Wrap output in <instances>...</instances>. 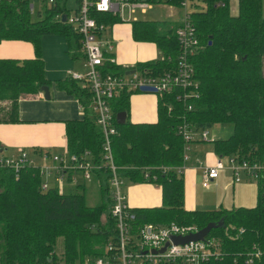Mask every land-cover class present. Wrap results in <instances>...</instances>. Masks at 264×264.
Masks as SVG:
<instances>
[{
  "label": "trees",
  "instance_id": "1",
  "mask_svg": "<svg viewBox=\"0 0 264 264\" xmlns=\"http://www.w3.org/2000/svg\"><path fill=\"white\" fill-rule=\"evenodd\" d=\"M202 6L189 12L201 47L190 57L194 86L188 99L182 101L179 86L155 93L156 117L153 121H131L128 97L122 90L111 100L113 115L125 111V121L114 120L116 132L111 135L113 162L123 179L131 182H153L159 186L160 204L129 207L130 230L143 224L204 226L221 220L210 228L206 238H213L214 253L199 264H264V175L255 183L252 206L229 209H186L183 205L182 173L184 140L177 127L182 122L197 132L206 126L230 123L231 133L211 140L216 156L235 154L264 158V16L262 0H237L232 14L229 0H199ZM221 1L223 5H217ZM52 12L29 13L27 0L0 1V41L21 39L32 44L34 55L28 58H0V122H17L18 101L23 95L36 94L47 85L41 57L43 35L60 34L65 52L75 59L79 51L78 35L65 23L52 19ZM97 20L112 24L110 14L96 15ZM177 23L159 20H135L130 23L134 40L153 42L159 56L136 64L154 72L172 70L178 48L174 36ZM107 69L118 68L106 63ZM56 85L65 88L83 104V114L65 119V148L78 156L90 152L94 160L101 156V132L88 106L90 92L85 81L65 73ZM187 89H184L186 91ZM189 102L193 106L186 109ZM218 124V125H217ZM0 149H3L0 144ZM31 150H41L30 147ZM103 167V166H102ZM108 169L92 172L89 182L98 185L99 199L85 202V185L75 183L61 191L53 183L40 188L38 166L24 165L15 174L0 171V264L47 263L57 255L72 262L90 255H101L107 243H114V220L109 214ZM144 171L147 177L143 176ZM51 184V183H50ZM61 237V250L55 246ZM259 251L251 256L249 252ZM212 251V252H213ZM140 264H151L143 261ZM157 264H184L180 260Z\"/></svg>",
  "mask_w": 264,
  "mask_h": 264
},
{
  "label": "built area",
  "instance_id": "2",
  "mask_svg": "<svg viewBox=\"0 0 264 264\" xmlns=\"http://www.w3.org/2000/svg\"><path fill=\"white\" fill-rule=\"evenodd\" d=\"M198 1L27 0L29 13L50 10L53 20L65 23L78 35L79 55L82 57L85 72L67 70L66 73L77 81L86 82L84 85L90 92L88 106L102 135L101 156L96 161L87 150L83 151V155L78 156L68 152L66 148L62 151H50L48 148L30 149L29 151L28 148H18L12 152L0 149V171L9 169L16 174L24 165H37L41 177L45 176L40 181V188L45 190L55 183L61 190V183L65 175L67 179L75 181L72 174L74 170H80L82 177L89 181L94 170L107 168L108 211L115 226L114 243H107L105 252L101 255H90L83 259H74L72 262L57 255L55 259L48 258L47 263L34 262L33 264H140L143 261L157 264L173 260H180L184 264H199L214 253L213 250V252L211 251L213 238H206V235L202 240H190L182 244L173 243L169 239L170 235H182L196 231L197 228L194 225H182L173 221L162 225L146 223L132 232L129 222V205L122 189L124 179L118 171V166L113 162L110 149L111 135L116 132L111 100L120 91L140 92L141 86H150L154 88L155 93H163L179 86L183 88V91L177 93V98L185 101L188 99L187 97L193 95L192 89H188L195 84L193 67L189 59L201 45L196 36L195 28L189 21V12L196 8ZM163 4L184 9L173 32L178 48L174 68L154 72L148 67L134 63L118 66L114 70L107 69L106 63L115 64L116 62L115 56L112 54L115 42L108 33L111 24L97 20L96 15L110 14L117 18L116 21L131 23L137 20L130 18L134 9L138 8L139 11L143 12L153 6ZM216 4L223 5L221 1L216 2ZM62 15L63 19H61ZM184 89L187 90L184 91ZM76 101L78 113L81 116L84 111L83 104L78 98ZM185 107L191 109L193 106L187 102ZM177 131L184 140L183 149L188 148L187 143L193 140L194 133H197L200 140L207 139V131L204 128L195 132L185 122L178 125ZM28 153L39 157L40 163H34ZM185 158L187 155L183 152V159ZM222 158L226 160V163L221 160ZM183 166H177L176 172L181 173ZM221 168L229 170L232 182L240 181L242 177L256 181L260 175H264V158L238 157L235 154L218 156L211 165L202 167L201 185L207 186L217 176L218 170ZM49 175L54 181L51 184L47 180ZM143 176L147 177L146 171H144ZM165 243L163 250H159ZM258 253L259 251L256 249L254 252H249L247 260Z\"/></svg>",
  "mask_w": 264,
  "mask_h": 264
},
{
  "label": "crops",
  "instance_id": "3",
  "mask_svg": "<svg viewBox=\"0 0 264 264\" xmlns=\"http://www.w3.org/2000/svg\"><path fill=\"white\" fill-rule=\"evenodd\" d=\"M164 5L166 4L158 6ZM179 19L180 16L177 18L171 16L168 19H161L159 21L177 23ZM110 27H112L111 34L115 42L112 54L115 56V64L117 66L132 65L158 57L156 55L158 49L153 42L134 40L131 37L130 23L116 21ZM40 48L44 75L48 79L49 97L44 98L40 90L36 94L23 95L19 98L17 109L19 121L0 122V144L4 151L12 152L18 148L30 147L48 148L50 151H62L66 143L64 120L78 117L76 96L65 88L56 85V81L63 79L66 76L67 70H72L73 68L74 59L70 58L68 53L65 52L64 37L60 34L43 35L40 39ZM33 55V47L29 41L21 39L0 41V58L10 57L20 59L32 57ZM136 93L148 92L135 91L129 94L128 118L130 115L131 121L155 120L156 94L154 92L151 93L153 94L151 95L152 105L149 103V107L147 102L149 97L146 94L137 95ZM217 157L214 153V157H207L205 164L190 166L189 169L185 165L183 166L181 172L182 178L184 177L183 205L186 209L201 207V205H204L203 208L216 207L229 209L250 203L254 194V192L251 193L254 187L247 183L248 181H243L245 178L232 182L227 168L219 169L217 176L207 186H203L205 187V192H207V198L199 201L196 199L195 188L197 179L200 178L201 184V169L204 165H211ZM124 183L125 199L129 207L160 204V188L157 184L153 182L131 181ZM234 189L237 192L235 198L236 192H234ZM240 189H244L249 195H241Z\"/></svg>",
  "mask_w": 264,
  "mask_h": 264
},
{
  "label": "rangeland",
  "instance_id": "4",
  "mask_svg": "<svg viewBox=\"0 0 264 264\" xmlns=\"http://www.w3.org/2000/svg\"><path fill=\"white\" fill-rule=\"evenodd\" d=\"M198 1V0H197ZM237 0H229V9L231 11L232 14L236 13L237 10ZM203 3H201L200 1H198V5L197 7L202 6ZM186 10H188L186 8ZM184 11V9H180L176 6L172 7L170 5H164V6H153L151 8L146 9L145 11H139L138 8L134 9L131 12L130 18H135L137 20H161V19H168L171 16L177 18L178 16L182 15V12ZM262 14L264 16V0H262ZM112 27L109 28L108 33L112 36ZM157 50V49H156ZM159 50L156 51V55H160L159 54ZM82 57L81 55H79L78 57H76L73 61V68L72 70L79 72V73H84L85 72V67L82 65ZM152 92H148V93H136L138 94H146L147 97H149L148 102V106L149 103H151L152 105V97L151 94ZM44 101V100H43ZM150 107V106H149ZM78 113V112H77ZM79 116V113H78ZM129 119H130V115H129ZM131 120V119H130ZM204 129L207 131V139L206 140H200L199 136L197 135V133H194L193 135V140L190 141L188 144L189 148H185L183 150V152L187 155V158L183 159L184 165L189 169L190 166H200L201 164H205L207 157H214V152L212 149V144H211V140L215 139V138H225L227 137L231 131H232V126L230 123H221L218 126H206L204 127ZM28 150L30 151V148H28ZM29 154V153H28ZM30 155V154H29ZM31 158L33 159L34 163H40V158L37 157L36 155H30ZM224 163H226V160L224 158L221 159ZM51 161V160H50ZM75 181L67 179L66 175L64 180L61 183V191H66L68 189H72V187H74L75 183H83L86 187H85V202L86 204H94L98 199H99V192H98V185L96 182H89L87 180H85L82 177L81 171L80 170H74L72 172ZM43 178H45V176H43ZM184 178V177H183ZM245 177H242V179ZM247 179V178H245ZM243 180V181H248L247 183H249L252 187H254V189H252V192H254V194L252 195V199L250 201V203L242 205V206H252L255 203V183L253 180ZM47 180L49 183H53V178L51 175H49L47 177ZM127 180H125L124 182H126ZM122 184V189L124 186V183ZM196 192H195V197L196 199L199 200H205L207 198V192H205V187L201 186L200 184V178L197 179V184H196ZM125 189H123L124 191ZM234 192H236V190L234 189ZM240 194L241 195H249V193H247L244 189H240ZM230 195V192H229ZM237 195V192L234 195ZM231 199V198H230ZM248 199V198H247ZM159 201V200H158ZM156 206V205H153ZM199 206V205H198ZM204 205H201V207H195L197 209H214L216 207H206L203 208ZM55 250L56 252H59L61 250V237H58L57 239V243L55 246Z\"/></svg>",
  "mask_w": 264,
  "mask_h": 264
},
{
  "label": "water",
  "instance_id": "5",
  "mask_svg": "<svg viewBox=\"0 0 264 264\" xmlns=\"http://www.w3.org/2000/svg\"><path fill=\"white\" fill-rule=\"evenodd\" d=\"M61 19H63V15L61 16ZM132 70V69H131ZM40 90L42 91V95L44 98H48V87L47 85H42L40 87ZM141 91H146V92H154V88L150 87V86H141L140 87ZM125 116L126 113L125 111L121 110V111H117L115 113V120L118 124H122L125 121ZM218 125V124H217ZM221 225V220H217V221H208L204 226L197 228L196 231L193 232H189L186 234H182V235H178V234H174V235H170L169 239L173 242V243H186L190 240H202L203 237L208 233L210 228L216 227ZM166 245V243L159 249V250H163L164 246Z\"/></svg>",
  "mask_w": 264,
  "mask_h": 264
}]
</instances>
